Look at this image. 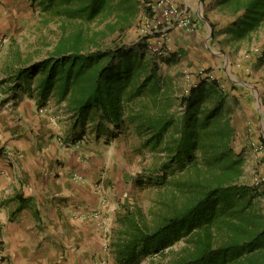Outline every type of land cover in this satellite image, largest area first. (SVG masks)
Listing matches in <instances>:
<instances>
[{
    "label": "trees",
    "instance_id": "16d2710c",
    "mask_svg": "<svg viewBox=\"0 0 264 264\" xmlns=\"http://www.w3.org/2000/svg\"><path fill=\"white\" fill-rule=\"evenodd\" d=\"M46 3V8L60 6L56 13L81 19L83 25L107 19L113 34L133 26L140 8L138 0ZM221 3L234 15L243 11L234 24L236 36H246L264 20V0ZM149 9L145 3L143 11ZM84 33L82 27L63 36L51 56L21 68L8 90L31 79L42 105L54 94L67 100L77 116L75 127L85 134L92 124L95 137L106 136L107 143L125 132L128 121L136 122L140 135L147 137L145 144L167 153L161 178L168 176L169 168L184 172L177 185L182 200L172 202L167 211L152 220L139 209L118 218L121 226L112 241L117 263L140 264L185 241L166 264H264V190L241 181L245 158L233 146L229 92L221 81L205 77L188 92L178 91L162 77L160 67L178 60L181 52L150 54L142 37L134 46L94 49L88 43H97L98 32L87 37ZM143 95L151 102L140 108Z\"/></svg>",
    "mask_w": 264,
    "mask_h": 264
},
{
    "label": "crops",
    "instance_id": "0c3cea01",
    "mask_svg": "<svg viewBox=\"0 0 264 264\" xmlns=\"http://www.w3.org/2000/svg\"><path fill=\"white\" fill-rule=\"evenodd\" d=\"M35 1L37 4L40 0ZM177 2L193 14L195 21L192 33L172 31L181 57L184 51L189 56L196 54L203 59L198 58L195 64L204 62L214 68L223 56L229 72L232 66L233 71L240 69L242 73L244 67L251 70L253 64L257 65L252 77L243 78L240 73V81L235 77L227 81L234 87L232 98L240 99L238 111L244 120L246 114H256L263 130L264 20L241 38L236 36L234 24L243 11L213 18L208 1ZM29 5L28 0H0V35H7L10 40L0 55V82L6 80L0 84V148L9 147L14 152L10 160L0 155V237L4 240L7 264H118L112 241L120 200L126 197V181L118 177V172L119 163L128 159V153H116L113 146L120 143L122 135L107 143L106 136L97 139L91 127L82 134L81 128L75 127V111L65 108L57 96L47 101L48 112L40 113L39 89L36 82L30 84L31 79L24 78L21 87L8 90L17 72L37 61L25 54L28 44L21 40L30 29L26 22L31 16ZM210 21L216 23V38L210 34ZM246 40L248 44L261 45L262 56L245 58L236 65L231 50H216L241 45ZM161 70L160 67L162 77L177 88L175 76ZM236 81L245 84L243 89H237ZM59 135L71 145L64 146ZM84 135L87 138L82 145H75ZM110 180L115 182L112 187L107 183ZM102 183L108 188L105 204L99 190ZM96 210H102L100 217L93 215ZM107 239L108 250L104 248Z\"/></svg>",
    "mask_w": 264,
    "mask_h": 264
},
{
    "label": "rangeland",
    "instance_id": "374dc122",
    "mask_svg": "<svg viewBox=\"0 0 264 264\" xmlns=\"http://www.w3.org/2000/svg\"><path fill=\"white\" fill-rule=\"evenodd\" d=\"M28 1H30L29 6L32 7L31 16L28 17L26 21L27 23L29 22L28 24H30V29L28 30V36H22L23 38L21 40L24 43L27 42L28 44L27 47L29 51H26L25 54L28 53L32 58H37L38 61L51 56L56 48V45L63 36H67L73 32H76L82 27L86 37L88 34L89 36H93L98 32V35H96L97 43H88L89 46H92L94 49H104L117 44H127L134 46L141 38V19L142 15L144 14L143 10L145 8V3H148L150 0H138L140 3V8L138 16L134 20V25L123 33L116 31L114 34L107 29V19L104 20L98 18L93 21L90 26H88L85 22L83 25L81 19L65 18L59 13H56L55 9L58 6H55L53 9L46 8V0H40L37 4H35V0ZM197 1L200 2V4H204L205 1L209 2V15L213 18H216L217 15L226 16L228 12V15L231 14L230 9L224 7V5L221 3V0ZM115 2L117 3V1ZM58 8H60V6ZM108 20L113 22L114 18L110 17ZM209 23L211 30L210 34L216 38V32H218L215 29L216 23L212 21ZM104 30H106V33L102 32ZM172 38L173 41L170 44L171 49H169V53L181 52L173 34ZM8 41H10L9 37ZM218 42L220 41L218 40ZM210 45L211 48H214L215 46L213 41L210 43ZM233 45L234 47H228V45H226V48L221 46L223 48L216 50L220 52H227V50H231L233 53L234 64L236 65H241L245 58H255V55H258L255 51L256 48L263 50L261 45L248 44V40H246V42L242 43L241 45ZM242 45L243 48H241ZM184 52L185 54L178 60L173 61L172 63L162 62L161 64V71L164 74L168 76H175L173 79L176 80L175 84L177 85L176 89L178 91L186 89L188 84V74L197 75L198 70L201 67L211 68L204 62H202L201 65L195 64L198 58L203 59L201 56L197 58L196 54L189 56L188 51L187 54L186 51ZM149 53L154 54L151 50H149ZM258 57L260 56H257V58ZM221 58L222 60L220 61L219 65L217 67L211 68V70L212 74H214V76L217 77L222 84L227 82L224 87L229 92V103H227V107L230 110L233 118V124L235 126L233 146L236 152L242 153L243 157L245 158L244 172L241 181L251 185L259 184L261 189L264 190V129L262 130L261 127L258 126V118L256 114H246L247 117H245L244 120V116H242L240 111H238L240 99L237 98L236 100V97L232 98L231 91L234 89V87L233 84L228 85L227 80L228 78L232 79V77H235L238 81H240L239 77L241 76V71L237 66L236 67L239 70L233 71L232 66V69H230L229 72L224 66L223 56H221ZM257 68V65L254 66V64L251 70L244 67V71H242V77L245 78L247 75L252 77V71ZM11 82L13 84V81ZM244 85L245 84H243V82H237L236 87L240 90L243 89L242 87ZM53 96H57L59 103L63 102L65 104V108H71L67 100L60 101L58 95L54 94ZM150 102V97L143 95L140 97L137 105L141 108L144 104H148ZM88 127L92 128V132L94 131L92 124H90ZM146 139V136H142L138 132L137 123L128 121L126 130L122 134V139L119 141L120 143L117 145L114 144L113 146V148L116 149V151H114L116 153L120 151L128 153V159L119 163L121 168L119 169L120 172H118V177H120L121 180L126 181L124 183L126 197L120 200V207L117 214L118 218L127 214L128 212H131V210L139 209L147 215L149 220H152L158 216L160 212L167 211L172 202L182 200L183 193H181L177 185L183 178L184 172L179 170L173 172V168H169L168 176L161 178V176L164 174L163 166L167 161V153L161 148L154 149L152 146L146 145ZM140 180L143 181V183H140ZM113 182L110 180V182L107 183L112 187L114 186ZM261 205L264 211V197L261 200ZM117 222L118 224L116 228H119L121 224L119 221ZM184 244L185 241L178 242L171 248L167 249L166 255L162 256L158 254L146 257L141 261L140 264H166L172 257V251L179 250Z\"/></svg>",
    "mask_w": 264,
    "mask_h": 264
},
{
    "label": "built area",
    "instance_id": "2783aa9c",
    "mask_svg": "<svg viewBox=\"0 0 264 264\" xmlns=\"http://www.w3.org/2000/svg\"><path fill=\"white\" fill-rule=\"evenodd\" d=\"M150 9L142 15L141 19V37L146 38L151 50L154 54H168L171 49V43L173 41L172 31L174 29H180L186 33H192L195 31L194 16L189 10L182 7L177 0H150L146 3ZM8 43V36L0 35V55L3 53L6 44ZM258 56H261L262 50L259 48L255 49ZM208 68L201 67L196 74H188L187 87L185 89L188 92L191 87L196 86L201 78L215 77L212 74V70L207 71ZM48 104L42 105L39 108L40 113L48 112ZM87 135L82 137V141L79 140L74 144L77 146L82 145ZM58 139L64 143V137L59 135ZM71 144L64 143V146H70ZM0 155L6 160H10L14 152L9 147L0 148ZM1 161V160H0ZM99 190L102 195V203L105 204L108 200L107 190L108 188L104 183L99 185ZM102 210H96L93 215L100 217ZM104 248H110V242L107 239L104 243ZM0 264H7V258L4 248V240L0 237Z\"/></svg>",
    "mask_w": 264,
    "mask_h": 264
}]
</instances>
